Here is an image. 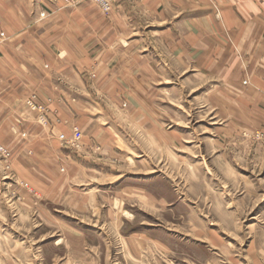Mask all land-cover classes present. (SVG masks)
Segmentation results:
<instances>
[{"label": "crops", "instance_id": "crops-1", "mask_svg": "<svg viewBox=\"0 0 264 264\" xmlns=\"http://www.w3.org/2000/svg\"><path fill=\"white\" fill-rule=\"evenodd\" d=\"M111 5L103 13L89 0H0V146L13 153L16 183L62 182V164L96 172L116 134L141 130V113L150 122L165 101L156 97L176 81L183 91L210 84L212 106L264 126V0ZM32 94L47 127L26 106ZM76 128L84 148L64 154L57 137ZM82 251L88 262H78L100 264L94 248Z\"/></svg>", "mask_w": 264, "mask_h": 264}, {"label": "rangeland", "instance_id": "rangeland-1", "mask_svg": "<svg viewBox=\"0 0 264 264\" xmlns=\"http://www.w3.org/2000/svg\"><path fill=\"white\" fill-rule=\"evenodd\" d=\"M89 1L111 10V0ZM180 85L156 97L165 101L151 111L155 126L145 111L141 130L116 134L96 172L62 164V182L18 184L4 146L0 264H81L85 245L100 264H264V126L212 106L210 84ZM61 135L64 154L84 148Z\"/></svg>", "mask_w": 264, "mask_h": 264}, {"label": "built area", "instance_id": "built-area-1", "mask_svg": "<svg viewBox=\"0 0 264 264\" xmlns=\"http://www.w3.org/2000/svg\"><path fill=\"white\" fill-rule=\"evenodd\" d=\"M98 1L101 2V3H104L105 2V0H98ZM2 37H4V34L3 33L0 34V38H2ZM26 105H28L32 110H38V111L43 112L44 106L40 102L37 101V99H36L35 96L33 97V99H30V101H27L26 102ZM70 138H71L70 141H72L73 143H77V142L80 141L81 136H80L79 132L77 130H75L74 131V134ZM59 139L61 140V142H64V143L67 142V137L65 138L64 135H61L59 137ZM0 152H2V153L3 152H6L8 154V152H7V150H6V148L4 146L3 147H0ZM5 169L8 170L9 169V166L6 165L5 166Z\"/></svg>", "mask_w": 264, "mask_h": 264}, {"label": "bare ground", "instance_id": "bare-ground-1", "mask_svg": "<svg viewBox=\"0 0 264 264\" xmlns=\"http://www.w3.org/2000/svg\"><path fill=\"white\" fill-rule=\"evenodd\" d=\"M99 7H100V6H99ZM35 97H36V99H38L37 96H35ZM26 102H27V101H26Z\"/></svg>", "mask_w": 264, "mask_h": 264}]
</instances>
